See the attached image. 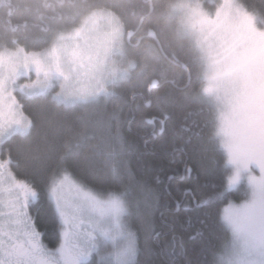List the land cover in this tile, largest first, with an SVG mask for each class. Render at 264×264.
Here are the masks:
<instances>
[{
	"label": "snow or ice",
	"instance_id": "6c2138e0",
	"mask_svg": "<svg viewBox=\"0 0 264 264\" xmlns=\"http://www.w3.org/2000/svg\"><path fill=\"white\" fill-rule=\"evenodd\" d=\"M25 10L0 20V264H264V0ZM194 138L170 209L150 157Z\"/></svg>",
	"mask_w": 264,
	"mask_h": 264
},
{
	"label": "trees",
	"instance_id": "16d2710c",
	"mask_svg": "<svg viewBox=\"0 0 264 264\" xmlns=\"http://www.w3.org/2000/svg\"><path fill=\"white\" fill-rule=\"evenodd\" d=\"M253 3H258L259 0H251ZM28 3V0H10V5L7 7L0 6V20L3 19H10L11 23L13 25H18L19 31L16 33H9V35H17V36H23L27 34L28 32L32 31V25L34 23V18L32 14L25 10V5ZM129 23L133 29H135V18H130ZM27 25V27H25ZM0 34H2V29H0ZM174 119L177 122V126H179V123L181 122V113L179 110L175 113ZM159 143V142H157ZM195 145L196 140L195 138L192 141V144L186 145L185 149L188 151L187 157H181L179 153H177L175 156L166 154L163 150H157V156L156 157H150V159L153 160H162L164 162L163 164V170L159 172L160 177V184L159 188L161 190L162 194V202H167L168 207L170 209H175L177 206V202L181 201L182 205L187 203L186 198L184 197V190L185 188L192 187L195 183L194 178L189 180L187 178L181 179V177L185 176L184 173V164L181 162L182 159H186L189 164H193L194 166V160L196 157V151H195ZM154 149V145L150 144L148 150L152 151ZM168 152L171 150L168 149ZM168 161H174L172 163H169ZM173 176L175 177L172 180H169L168 177ZM195 176V173L193 174V177ZM232 200L235 202L239 201V197L233 196ZM224 207V205H221V208ZM181 215L183 216V210L181 209ZM157 216H159V213H157ZM193 220V227H197V218L195 214L192 215ZM191 247V244L189 245Z\"/></svg>",
	"mask_w": 264,
	"mask_h": 264
},
{
	"label": "flooded vegetation",
	"instance_id": "af4514ba",
	"mask_svg": "<svg viewBox=\"0 0 264 264\" xmlns=\"http://www.w3.org/2000/svg\"><path fill=\"white\" fill-rule=\"evenodd\" d=\"M133 40H135V37H133Z\"/></svg>",
	"mask_w": 264,
	"mask_h": 264
},
{
	"label": "rangeland",
	"instance_id": "374dc122",
	"mask_svg": "<svg viewBox=\"0 0 264 264\" xmlns=\"http://www.w3.org/2000/svg\"><path fill=\"white\" fill-rule=\"evenodd\" d=\"M233 202H235V201H233ZM239 202V201H238Z\"/></svg>",
	"mask_w": 264,
	"mask_h": 264
}]
</instances>
